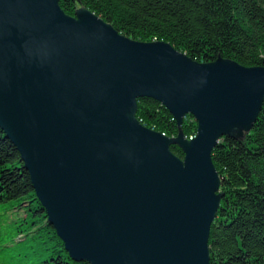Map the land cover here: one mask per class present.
<instances>
[{
	"label": "water",
	"instance_id": "1",
	"mask_svg": "<svg viewBox=\"0 0 264 264\" xmlns=\"http://www.w3.org/2000/svg\"><path fill=\"white\" fill-rule=\"evenodd\" d=\"M142 96L169 110L175 135L139 122ZM263 98L262 65L134 40L83 5L0 0V128L73 260L209 264L222 195L211 150L242 138Z\"/></svg>",
	"mask_w": 264,
	"mask_h": 264
},
{
	"label": "trees",
	"instance_id": "2",
	"mask_svg": "<svg viewBox=\"0 0 264 264\" xmlns=\"http://www.w3.org/2000/svg\"><path fill=\"white\" fill-rule=\"evenodd\" d=\"M67 14L83 5L123 35L164 40L202 62L218 56L264 66V0H58ZM135 116L143 125L173 136L169 110L138 97ZM195 132L189 113L180 125ZM179 157L181 149L169 144ZM211 159L222 193L208 233L209 264H264V98L242 138L221 136ZM0 264H89L73 260L48 223L20 155L0 129Z\"/></svg>",
	"mask_w": 264,
	"mask_h": 264
},
{
	"label": "bare ground",
	"instance_id": "3",
	"mask_svg": "<svg viewBox=\"0 0 264 264\" xmlns=\"http://www.w3.org/2000/svg\"><path fill=\"white\" fill-rule=\"evenodd\" d=\"M196 122V121H195ZM1 129V128H0ZM2 130V129H1ZM3 131V130H2ZM5 135V134H4ZM175 135V134H174ZM186 135V134H185ZM11 142V141H10ZM12 143V142H11ZM13 144V143H12ZM15 147V146H14ZM17 150V149H16ZM24 166V165H23ZM215 166V165H214ZM28 173V172H27ZM36 195V194H35ZM37 197V196H36ZM40 202V201H39ZM220 202V201H219ZM219 207V206H218ZM58 236V235H57ZM64 245V244H63ZM66 251V250H65ZM67 252V251H66Z\"/></svg>",
	"mask_w": 264,
	"mask_h": 264
},
{
	"label": "rangeland",
	"instance_id": "4",
	"mask_svg": "<svg viewBox=\"0 0 264 264\" xmlns=\"http://www.w3.org/2000/svg\"><path fill=\"white\" fill-rule=\"evenodd\" d=\"M194 133H195V132H194ZM194 133H191L190 135H192V136H193V135H194ZM185 136L188 138V136H189V135H185Z\"/></svg>",
	"mask_w": 264,
	"mask_h": 264
},
{
	"label": "built area",
	"instance_id": "5",
	"mask_svg": "<svg viewBox=\"0 0 264 264\" xmlns=\"http://www.w3.org/2000/svg\"><path fill=\"white\" fill-rule=\"evenodd\" d=\"M191 137H193V136H192V135H189V136H188V138H191Z\"/></svg>",
	"mask_w": 264,
	"mask_h": 264
}]
</instances>
